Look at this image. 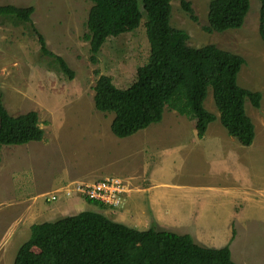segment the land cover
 Here are the masks:
<instances>
[{
  "label": "rangeland",
  "instance_id": "obj_1",
  "mask_svg": "<svg viewBox=\"0 0 264 264\" xmlns=\"http://www.w3.org/2000/svg\"><path fill=\"white\" fill-rule=\"evenodd\" d=\"M183 1L191 3L196 21L183 9ZM210 1L172 0L170 23L188 33L187 44L190 46L214 44L245 59L238 73V84L259 91L262 99L258 108L249 99L245 101L246 113L255 125V138L250 147L242 149H247L248 159L256 167L258 178L250 179L259 180L264 176V41L259 34L261 2L250 0V9L240 28L207 32ZM5 4L33 6L35 9L30 22L0 16V95L13 116L36 111L39 125L44 130L42 141L4 146L1 150L0 264H13L34 223L92 210L107 211L112 220L130 224L127 205L123 209L107 204L101 207L72 195L68 196L69 199L79 206L74 210L67 207L59 210L69 199L52 184L60 182L56 185L61 187L75 180L73 178H86L85 183H88L107 176L126 177L130 171L139 169L140 172L146 170L147 176L167 177L175 181L183 175L177 166L169 164V168L168 164L162 165L163 156H157L160 147L153 150L154 142L151 140L168 145L164 156H169L171 151H177L182 143H188L195 137L197 120L166 107L160 122L129 137L119 138L111 131L114 113L95 108L94 86L101 74L111 76L117 87L127 88L136 79L138 67L148 62L150 43L145 17L135 30L109 38L101 47L98 63L93 64L90 61V44L84 40L92 6L90 0H0V5ZM34 28L45 36L48 48L64 58L74 71L72 79L61 70L58 61L42 53ZM95 70H99V75ZM204 105L217 116L208 126L210 140L221 141L224 145H241L222 125L211 87ZM171 130L180 132L173 135L174 132H168ZM138 146L144 147L146 153L134 154ZM55 192H58L57 199L47 200ZM169 192L175 193L173 190ZM258 205L254 200L248 206L250 221L246 228L241 229L234 245L235 259L243 260L245 264H264V224L257 217ZM261 210L264 212V207ZM213 244L220 247L226 246L227 242Z\"/></svg>",
  "mask_w": 264,
  "mask_h": 264
},
{
  "label": "trees",
  "instance_id": "obj_2",
  "mask_svg": "<svg viewBox=\"0 0 264 264\" xmlns=\"http://www.w3.org/2000/svg\"><path fill=\"white\" fill-rule=\"evenodd\" d=\"M87 33L90 61L97 64L103 44L111 37L135 30L145 17L150 43L148 62L139 66L136 79L127 88L117 87L111 76L101 74L94 86L95 108L113 112L111 131L126 138L163 118L166 107L197 120L201 138L217 116L209 111L205 99L212 88L220 121L228 134L250 146L255 125L246 113L245 101L258 108L259 91L238 84V73L245 59L214 44L193 47L188 33L171 25L172 0H90ZM259 34L264 41V0H260ZM142 6V9H141ZM183 9L194 21L191 3ZM33 6L0 5V16L31 21ZM250 9V0H211L207 32L238 29ZM41 51L58 61L61 70L74 77V71L61 56L47 46L45 36L34 28ZM99 75V70H95ZM44 130L36 111L11 115L0 95V162L4 146L42 141ZM104 207L105 204L89 200ZM29 238L19 247L13 264H239L229 245L220 248L197 244L189 234L145 230L112 220L107 215L84 210L54 221L34 223Z\"/></svg>",
  "mask_w": 264,
  "mask_h": 264
},
{
  "label": "crops",
  "instance_id": "obj_3",
  "mask_svg": "<svg viewBox=\"0 0 264 264\" xmlns=\"http://www.w3.org/2000/svg\"><path fill=\"white\" fill-rule=\"evenodd\" d=\"M209 130L208 127L201 138L197 136L196 130L192 140L182 143L169 156H164L168 145L151 140L154 142L153 150L160 147L157 156H163L162 165L168 164L169 168L170 165L177 166L183 176L173 181L167 177L147 176L146 170L140 172L139 169L130 171L123 177L128 182L125 206L128 209V223L131 222L126 225L139 230L154 226L158 230L189 234L197 244L204 247L220 248L223 246L216 247L213 243L226 241V245H230L233 260L245 264L243 260L235 259L234 245L239 232L250 221L248 206L254 200L260 207L257 211L258 220L264 224V212L261 210L264 207V176L259 180L250 179L258 178V175L256 167L248 159L247 149H242L245 145L212 142ZM168 132L178 135L180 131ZM144 149L138 146L134 154L138 156L142 152L146 153ZM73 179L75 180L69 181L67 185L76 181L85 182L86 178ZM53 184L59 192H63L66 185L58 187L56 184L60 182ZM169 190L175 193H170ZM73 196L82 198L76 194ZM75 204L72 199L66 200L59 210L66 207L74 210L77 206ZM106 213L103 214L107 215ZM197 232L205 234H196ZM238 254L243 257L239 252Z\"/></svg>",
  "mask_w": 264,
  "mask_h": 264
},
{
  "label": "built area",
  "instance_id": "obj_4",
  "mask_svg": "<svg viewBox=\"0 0 264 264\" xmlns=\"http://www.w3.org/2000/svg\"><path fill=\"white\" fill-rule=\"evenodd\" d=\"M62 191L66 196L77 194L82 198L107 204L115 209H123L128 187L123 177L107 176L92 183L76 181L65 186ZM58 192L50 195L47 200H56Z\"/></svg>",
  "mask_w": 264,
  "mask_h": 264
}]
</instances>
